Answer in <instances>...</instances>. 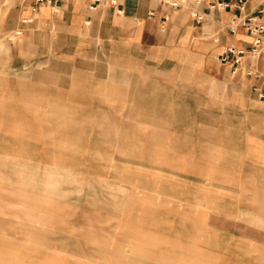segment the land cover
<instances>
[{"label": "crops", "instance_id": "crops-1", "mask_svg": "<svg viewBox=\"0 0 264 264\" xmlns=\"http://www.w3.org/2000/svg\"><path fill=\"white\" fill-rule=\"evenodd\" d=\"M5 1L0 264H264V79L233 76L219 61L226 45L251 42L243 28L227 30L236 9L212 11L202 24L175 11L163 31L160 0H107L93 9V0H62L36 12L31 0ZM261 2L247 0L245 12ZM12 34L5 52L2 38ZM133 48L151 54L141 57L146 64H158L152 54L160 63L177 57L188 70L197 60L218 61L224 103L207 98L197 106L193 72L147 73L159 82L155 89L117 88L120 72L132 80ZM258 68L264 75L262 61ZM100 71L107 76L99 79ZM69 79L112 84L69 89ZM164 81L174 87L162 88ZM69 97L76 111L90 98L108 127L139 129L124 141V160L132 162L138 140L141 167L84 168L78 157L70 163ZM215 124L230 136L220 143L236 145L235 167L213 169L212 140H196V127L210 134Z\"/></svg>", "mask_w": 264, "mask_h": 264}, {"label": "rangeland", "instance_id": "rangeland-1", "mask_svg": "<svg viewBox=\"0 0 264 264\" xmlns=\"http://www.w3.org/2000/svg\"><path fill=\"white\" fill-rule=\"evenodd\" d=\"M5 4L8 6L10 4L9 0L5 1ZM17 35V34H16ZM16 35H5L2 39L4 40L5 52H8L12 43L16 40ZM123 50L120 51L119 55L123 56ZM131 56L134 59V64L132 67V80L126 79L124 73L117 76L116 87L123 88H132L133 90L139 91L140 89H150V88H159V82L154 80L147 73H163L165 75H170L171 73L187 74L195 73L196 80L195 83L196 91V103L197 106L201 103H204V99L211 98L212 102L220 105L224 103V96H222V91L225 89V84L220 82L221 76L225 73L224 69L216 61L215 65H210L204 61L197 60L194 69L187 68L186 64L182 60L178 61L177 57H171L172 61L165 60L163 63L159 60V57H154V61L158 64H146L141 57L143 55L150 56L151 54H146L145 51L141 49H132ZM142 54V55H141ZM208 55L206 56V59ZM178 62H181L177 64ZM120 67V66H119ZM118 67V68H119ZM72 66H69V78L72 76L71 73ZM117 68V69H118ZM211 68V69H210ZM127 73V72H126ZM205 73H210L213 77L210 80H206L204 75ZM101 78L102 76H107L105 71H100L98 73ZM101 82V81H100ZM98 80L94 81H84L82 83L84 88L87 89H108L112 84L105 82V84H100ZM102 83V82H101ZM162 83V88L172 89L173 81H164ZM183 82H180V84ZM187 83V82H185ZM80 82L77 84L75 81L69 79L68 86L69 89L76 88V85H82ZM225 93V92H224ZM69 110H68V119H67V131H68V142H67V152L69 159L74 161H69L70 163L75 164V158H80L78 161L79 166L84 168H140V161L138 155V149L135 150L134 146L138 145V140H132L131 145V158L132 162L124 160L125 157L129 158L127 152L129 151V144L124 143L125 140H131V136L139 137V129H131L124 127L123 123H116L108 127L107 122L101 121L98 118V113L93 110L91 106L90 98H83V102L80 104L85 105L83 110H75V107L70 106L73 100L76 97H69ZM105 103V102H104ZM123 102H116V105H122ZM105 104H113L111 102H106ZM218 114V113H217ZM214 123V122H213ZM129 124V123H127ZM133 125V124H132ZM100 127V128H99ZM154 132V130H153ZM235 136V135H232ZM196 140H203V137H206V140H212V144L209 147L208 154L211 157V167L217 169L226 165L228 167H235V144H225L220 143V140H230V136L225 135V130H221V127L215 124L211 133H204L203 129L196 127ZM199 151L203 152V148L199 147ZM227 150V151H226ZM227 159V160H226Z\"/></svg>", "mask_w": 264, "mask_h": 264}, {"label": "built area", "instance_id": "built-area-1", "mask_svg": "<svg viewBox=\"0 0 264 264\" xmlns=\"http://www.w3.org/2000/svg\"><path fill=\"white\" fill-rule=\"evenodd\" d=\"M62 0H31L32 9L36 12L38 7L54 6ZM107 0H93L91 9ZM110 4H115L116 0H109ZM162 7L166 9L160 17L162 30L171 19L172 12L185 11L197 24H202L208 14L212 11L226 10L234 8V13L227 30L230 34H235L239 28H243L250 36L251 42L247 46L226 45L220 55L219 61L229 68L233 76L238 74L263 80L264 75L258 68V62L264 65V0L260 3L254 13L245 12L247 0H233L225 2L223 0H212L205 5V0H160ZM157 13L150 11L148 16L155 18ZM263 97V95H261Z\"/></svg>", "mask_w": 264, "mask_h": 264}]
</instances>
